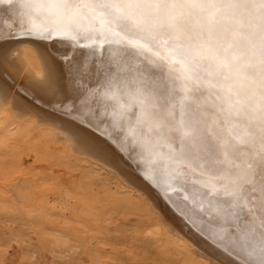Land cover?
<instances>
[{
    "label": "bare ground",
    "instance_id": "obj_1",
    "mask_svg": "<svg viewBox=\"0 0 264 264\" xmlns=\"http://www.w3.org/2000/svg\"><path fill=\"white\" fill-rule=\"evenodd\" d=\"M21 2L22 0H0V73L3 74L0 83L10 86L6 92L0 93V152L3 155H18L21 143L32 145V132L45 130L43 148L44 157L48 159L45 161L47 170L67 174L70 166L82 165L93 173L103 171L117 186H108L100 196L97 193L88 194L83 199L85 210H97L110 200L119 201L116 194L122 189L127 193L129 200L134 198L151 210L155 232L183 250V264H240L241 260H251L259 264V240L258 236L252 235L258 228L262 215L261 203L264 200L259 176L249 190L247 199L241 197L238 200L235 214L228 217L227 222L222 214L213 210L227 198L208 196L206 193L210 190L203 186L207 177L222 176L235 179L238 173H247L245 178L251 177L246 165L251 157L258 153L259 146L249 144L245 147L240 143L243 133H229L226 125L212 110L213 101L207 95L190 94V115L185 114L183 117L179 105L180 96L176 97L174 108L167 100L159 101L157 110L167 117L165 126L149 132L146 126L137 124V118L143 111L139 102L142 97L138 96V85L131 82L132 77L127 78L129 82L113 84L111 91H108V80L103 75L94 78L91 84V87L100 93H107L101 99L102 103L108 105V111H112L113 107L123 111L122 126H114L111 117L101 123L84 108L74 111L69 100L63 95L53 94L50 90H42L36 86L47 83L48 73L54 71L51 63L43 56L50 42L26 34L32 29V21L36 17L25 15L26 10L20 7ZM53 37L55 39L52 47L59 49L61 53L66 51L68 57L63 66L67 69V87H83L77 72L78 61L85 66L94 62L97 68H104L115 59L114 54L118 46L108 43L110 36L105 28H97L92 33L54 32ZM148 55L151 57L153 54ZM15 87L28 88L40 102H33L24 95L14 93ZM177 88L182 93V82ZM198 104L201 105L199 109L196 108ZM101 111H104L103 107ZM169 112L172 114L168 115ZM202 116L204 119H201ZM86 118L91 120V127H81L74 123L75 120ZM189 120L197 123L205 142L215 145L212 156L201 153L186 157L182 154V121L187 123ZM169 124L175 127L170 130ZM133 126L155 144L151 155L140 147L129 153L131 141H125L124 137L126 130ZM73 128L78 131L73 132ZM39 136L41 134H38L37 141ZM223 139L228 143L224 144ZM10 140H14L13 145L6 144ZM4 143L6 145H2ZM50 160H53L56 166L61 163L63 167L52 168L51 163L47 164ZM228 161H234L235 167ZM43 164H33V173H21L14 183L0 181V185L6 187L4 195L9 202L21 206L32 204L36 194H43V190L37 189L40 184L36 182L37 170L41 166L44 167ZM19 165V160H10L7 169L13 170ZM69 177L65 179L72 187L76 184V176ZM71 187L66 186V197L71 193ZM119 203L124 204L121 201ZM249 207L252 209V215L247 214ZM253 219L257 220L256 224L252 223Z\"/></svg>",
    "mask_w": 264,
    "mask_h": 264
},
{
    "label": "snow or ice",
    "instance_id": "obj_2",
    "mask_svg": "<svg viewBox=\"0 0 264 264\" xmlns=\"http://www.w3.org/2000/svg\"><path fill=\"white\" fill-rule=\"evenodd\" d=\"M20 7L26 10L25 15L36 17L26 34L50 42L43 56L54 71L48 73L47 83L36 85L38 88L63 95L74 111L84 108L101 123L111 117L114 126H122L123 111L116 107L108 111V105L101 99L107 93H100L91 84L94 78L103 75L111 91L113 84L129 82L127 78L132 77L131 82L138 85L137 94L142 97L139 102L143 111L137 124L146 126L149 132L165 126L167 117L157 110L159 101L167 100L174 108L176 97L180 96L183 117L190 115V94L207 95L213 101L212 110L229 133H243L240 143L245 147L259 146L258 153L246 165L251 177L238 173L235 179L222 176L205 179L203 186L210 190L206 195L227 198L213 210L227 222L235 214L238 200L247 199L257 176L264 192V0H22ZM97 28L107 29L108 43L118 46L114 61L104 68H97L94 62L85 66L78 61L77 72L83 87H67V69L63 66L68 57L66 51L61 53L52 47L53 33H92ZM148 53L153 55L149 57ZM180 82L182 93L177 88ZM8 87L0 83V93ZM14 93L40 102L28 88L15 87ZM200 107L196 105L197 109ZM74 123L92 126L87 118ZM168 126L170 130L175 127ZM182 126L184 156L214 154L215 145L205 142L196 122L182 121ZM124 139L131 141L129 153L140 147L151 155L155 148L136 126L126 130ZM222 142L228 143L226 139ZM228 163L235 167L234 161ZM209 204L212 205V200ZM261 213L252 235L258 236L257 255L259 264H264V200ZM247 214H253L250 207ZM240 264L255 261L241 260Z\"/></svg>",
    "mask_w": 264,
    "mask_h": 264
},
{
    "label": "rangeland",
    "instance_id": "obj_3",
    "mask_svg": "<svg viewBox=\"0 0 264 264\" xmlns=\"http://www.w3.org/2000/svg\"><path fill=\"white\" fill-rule=\"evenodd\" d=\"M38 134H41L39 141L36 139ZM45 137V130H36L31 133L32 145L21 143L18 155H3L0 152V181L3 180V183L16 182L19 175L26 171L33 173V164L45 165L38 168L36 176V182L40 184L37 189L43 190V194H36L32 204L21 206L9 202L4 195L6 187L0 185V196L3 195L0 197V264L184 263L183 250L155 232L151 210L134 198L129 200L125 190L121 189L116 194L119 201L110 200V204L106 203L97 210H85L83 199L88 194L97 193L100 196L108 186H117L103 171L93 173L82 165L70 166L67 174L47 170L45 161L48 159L44 157L43 148ZM6 144L13 145L14 140ZM14 159L19 160L21 165L8 170L9 161ZM48 163L52 164V168L63 167L61 163H57V167L53 160ZM69 176H76L75 187H71L65 179ZM66 186L72 188L68 197L64 192Z\"/></svg>",
    "mask_w": 264,
    "mask_h": 264
},
{
    "label": "water",
    "instance_id": "obj_4",
    "mask_svg": "<svg viewBox=\"0 0 264 264\" xmlns=\"http://www.w3.org/2000/svg\"><path fill=\"white\" fill-rule=\"evenodd\" d=\"M187 229H188V226H187Z\"/></svg>",
    "mask_w": 264,
    "mask_h": 264
}]
</instances>
